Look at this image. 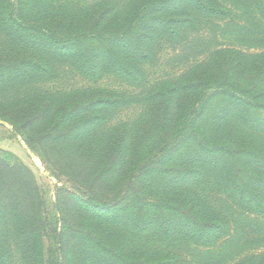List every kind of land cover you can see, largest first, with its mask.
<instances>
[{"label":"rangeland","instance_id":"rangeland-1","mask_svg":"<svg viewBox=\"0 0 264 264\" xmlns=\"http://www.w3.org/2000/svg\"><path fill=\"white\" fill-rule=\"evenodd\" d=\"M35 24L52 30L60 44H51L42 34L31 37L28 28ZM227 62L230 80L224 79ZM0 63L1 117L26 116L31 109H42L54 99L55 115L37 124L34 131L47 128L65 112L64 123L73 128L77 141H84L80 146L73 142L71 149L77 162L87 165L88 176L107 168L119 155L114 168L105 172L106 179L98 183L99 193L101 188L111 189H104L108 194L103 196L109 197L152 158L154 151L147 154L151 147H162L164 123L172 126L180 116L203 106L195 128L202 144L223 142L227 137L223 124L232 120L238 126L237 121L244 116L224 112L235 101L224 95L255 88L264 91V0H0ZM91 64L96 68L94 74L89 72ZM149 92L155 96L151 98ZM170 100L177 106L169 112L166 106ZM262 124L248 139L260 149H264ZM177 128V124L171 127L168 146L176 140ZM26 140L24 132L0 120V159L10 166L22 164L31 172L51 204L53 216L59 217L66 207L71 212L80 208L83 214L95 216L93 222L109 226L110 231L117 225L124 238L135 240L138 246L146 244V236L140 234L145 223L142 219H160L159 212L146 208L142 214L135 204L132 210L96 214L92 207L72 202L79 197L77 186L64 175L63 168L57 174L37 145L30 148ZM202 146H186L169 160L162 174L143 181V189L136 188L126 200L137 203L143 199L146 204L166 198L176 202L184 197L179 188L187 187L203 197L202 204L216 209L219 217L215 218L224 219L229 231L212 229V234L217 233L209 249L222 247V254H197L206 249L202 241H194L189 247H181L176 252L179 256L195 249L193 254L208 257H201L204 264H234L248 254L263 252L264 216L240 208L238 199L228 197L231 191L223 187V172L214 171L218 169V155L202 151ZM125 151L130 156L123 162ZM183 175H187V185L179 186L176 182ZM110 181L114 186L108 188ZM167 189L176 193L167 198ZM165 216L171 220V215ZM210 216L213 214L204 221ZM238 220H244L241 239L232 236ZM228 236L233 238L228 240ZM149 240V247L159 244L155 235ZM163 246L168 248L165 243ZM78 248L89 254L91 261L97 260L87 246ZM20 256L16 255L14 264H25ZM185 259L184 264L191 263V258Z\"/></svg>","mask_w":264,"mask_h":264},{"label":"trees","instance_id":"trees-1","mask_svg":"<svg viewBox=\"0 0 264 264\" xmlns=\"http://www.w3.org/2000/svg\"><path fill=\"white\" fill-rule=\"evenodd\" d=\"M100 18L101 15L96 20L99 21ZM20 29L23 31L25 27ZM28 31L31 37H34L33 33L42 34L51 44H60L54 32L41 25L35 24L34 28H28ZM225 65L228 66H226L227 70L224 72V79L230 80L229 71L231 67L228 69L230 63L227 62ZM23 66L30 65L23 64ZM92 66L93 64L90 65L89 72L94 74L96 68L95 65L94 68ZM255 90H242L232 95H224V97L229 98V101L235 100L225 110L223 109L224 112L231 110V115L244 116V118L240 117L242 119L241 123L239 122L240 118L237 117L239 118L237 121L238 126L232 123V120L228 122L229 124H223V133L227 136L223 138V142L202 144L200 141L202 137L197 138L196 135H199V133L195 132V128L196 123L202 118L203 106L194 108L184 117L180 116L179 122L176 123L178 126L176 130L177 138L169 146L167 145V136L169 131L172 130L171 127L176 124L171 126L169 122L168 124L161 122L164 129L161 135L164 139L162 147L159 150L156 149L157 146H155L156 148L151 147L147 154L154 151L152 158L146 161L147 163H144L134 176L127 180L125 185H118L116 194L109 193V197L103 196V194L111 189L104 188L107 191L104 192V189L101 188L99 193L97 190L98 183L102 181L101 179H106V171L109 172L114 168V161L119 155L115 156L116 159L114 158L112 164L107 168L98 169L94 174L88 176V173H86L88 171L85 169L86 164H79L76 160V152L71 149L75 146L73 142H77V146H80L84 141H77L73 128L66 126V123H64L67 116L65 112L51 121L47 128L34 131L37 124L48 121L55 115L57 101L52 99L42 109H31L23 117L6 120L0 116V120L11 124L16 131L25 133L30 148L33 147L32 145H37L36 149L43 154L48 165L57 174L61 173L60 168L64 169V175L71 179L70 182L73 185L77 186L76 190L79 197L74 198L72 202L78 205H88L92 207L93 212L96 214L111 211L119 212L120 208L127 211L132 210L136 204L137 209H140L142 214L144 209L147 208L148 211L155 210L159 212L161 217L155 221L150 218L142 219V221L145 220V223L140 234H142V237L146 236V244H139L138 246L135 240L129 241L124 238L125 235L118 232L117 225H113L114 228L110 231L109 226L107 228L93 222L92 219L95 216L83 214L80 208L71 212L66 207L65 212H61L59 217L53 216L51 204L46 202L43 191L39 189L31 172L22 164L10 166L0 159V264H14L17 254L22 256L20 257L25 264H99V262L104 263L105 261L107 264H112L111 261H114L113 264H184L182 259L186 260L185 257L191 258L190 264H204L206 262H202V258L208 257H202L201 255L205 254L207 256L218 252L222 254L224 252L221 251L222 247L217 248L215 251H210L209 248L214 243L213 237L217 233L216 230L220 229L227 232L229 228H227L224 219L215 218L219 217L216 209L208 204H202L203 197L188 190L187 187L179 188L181 192L177 191V193H184V197L176 202L162 198L145 204L143 199L137 203L135 199H126L132 198V193H135L136 188L137 190L143 189V181L149 180L153 174H162L165 170L163 167L166 166L169 160L176 157L178 152L182 153L186 146L198 143L200 146L203 145L202 151L215 152L218 155L216 161L218 169L214 171L223 172V187L227 191H231L228 192V197L238 199L240 208L243 207L256 215L264 216V149H260L252 140L248 141L252 137L254 128L264 123V91H259L256 88ZM149 93L151 98L155 96L154 92ZM171 101L166 106L167 110H172L173 106H177V104L171 105ZM172 115L174 116V112H172ZM217 130L218 127H215L213 131L216 132ZM123 150L125 148H122L120 152L123 153ZM129 156V151H125L123 162ZM87 158L89 159V156ZM244 159H246V162L243 165L241 162ZM184 163L191 164L188 161ZM73 173H76L75 176H72ZM83 177H87V180ZM185 177L187 175L179 177L176 183L179 182V186H186ZM111 186H114V184L110 181L107 183V187L111 188ZM165 193L168 196L167 198H170V195L176 193V191L167 189ZM224 193V195H227V192ZM121 205L124 206L121 207ZM210 214H213V216H210L211 219L207 218L208 221H204V218ZM165 215H171V220ZM90 220L91 224L88 225ZM238 221L235 223L234 235L232 236L241 239L240 227L244 220ZM136 226L137 224L134 227ZM213 226L216 230H213L214 233L212 234ZM132 232L135 233L134 230ZM226 232L224 235L227 234ZM154 235L157 238L156 243L161 246L160 249H158V245L148 246L150 237ZM233 237L228 236L227 239L231 240ZM228 240L225 242H228ZM194 241H202L206 251L201 252L198 250L197 252V250L191 249L185 252V256L183 254L179 256L176 253L179 252L181 247H189L190 243ZM132 243L134 246H132ZM164 243L168 248L163 246ZM81 245L94 251L97 260L91 261L89 254L78 248ZM138 247H140V251ZM261 248L264 249V244ZM194 252L201 255H195ZM194 256L200 259L194 261L192 259ZM234 264H264V251L248 254Z\"/></svg>","mask_w":264,"mask_h":264}]
</instances>
